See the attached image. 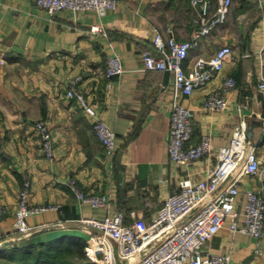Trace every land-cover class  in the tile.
Listing matches in <instances>:
<instances>
[{"label": "crops", "instance_id": "obj_1", "mask_svg": "<svg viewBox=\"0 0 264 264\" xmlns=\"http://www.w3.org/2000/svg\"><path fill=\"white\" fill-rule=\"evenodd\" d=\"M219 1L213 0L214 8ZM194 14L192 0H118V7L103 16L92 9L50 13L36 0H0V203L9 209L0 221V256L26 241L59 242L83 235L81 218L106 214L104 208L77 198L69 185L73 177L85 191L107 194L112 208H123L129 221L139 214L151 220L165 199L180 189V179L207 176L218 162V148L231 143L242 117L249 125L263 120L254 127L251 141L264 166V91L259 87L264 76V7L256 0H233L224 25L184 60L190 70L199 55L210 56L223 43L234 47L215 79L182 97L195 114L193 142L210 134L214 150L190 164L170 157L173 74L144 70L142 54L157 52V32L165 39L190 38ZM93 25L104 31H92ZM116 51L125 70L108 79L107 61ZM228 76L237 79L236 88L227 91L229 106L205 108L208 93ZM77 77L78 87L116 132L113 159L105 154L93 118L67 95ZM38 121L52 129L54 159L44 153ZM25 178L32 182L30 203L48 208L30 215L32 230L21 234L14 223ZM240 184L244 189L260 187L264 169L255 176L244 175ZM207 248L231 251V264H264V251L255 252L253 237L229 227H223Z\"/></svg>", "mask_w": 264, "mask_h": 264}, {"label": "built area", "instance_id": "obj_2", "mask_svg": "<svg viewBox=\"0 0 264 264\" xmlns=\"http://www.w3.org/2000/svg\"><path fill=\"white\" fill-rule=\"evenodd\" d=\"M36 1L50 13L92 9L103 16L109 9L118 7V0ZM256 1L264 7V0ZM213 4V0H192L195 14L191 19V37L178 40L171 35L165 39L161 32H157L153 38L157 52L147 50L142 54L144 70H169L173 74L174 99L168 149L171 159L179 164L193 163L215 148L210 134H203L198 142H193L194 110L182 101L184 95L192 94L215 79L234 53L232 44L223 43L212 55H199L190 70L184 66L191 49L227 21L233 0H220L215 8ZM91 30L104 31L99 25H93ZM124 70L123 58L116 51L108 58L105 75L111 79ZM79 80L80 77H77L72 81L67 95L76 99L93 118V129L104 146L105 154L113 159L118 150L116 132L78 87ZM236 86L234 76L226 77L221 87L208 93L203 106L211 110H225L229 106L227 91ZM259 87L264 91V76ZM35 126L46 157L54 159L56 143L52 129L45 121H38ZM248 127V120L242 117L235 126L231 143L218 148V162L207 176L198 181L191 177L180 179V189L165 199L151 220L139 214L129 221L123 208H112L107 194L89 193L79 185L77 178H71L69 185L78 199L106 210L101 218L80 219L83 229L92 237L86 247L88 256L98 264H231V251L217 253L207 248L208 242L223 227H229L235 233L250 234L254 239L255 252L262 254L264 184L245 189L240 184L244 175L255 176L264 169L257 144L248 137ZM31 188V180L25 178L19 192L14 223L21 234L32 230L28 222L30 215L48 208L30 203ZM8 213V206L0 203V221Z\"/></svg>", "mask_w": 264, "mask_h": 264}, {"label": "trees", "instance_id": "obj_3", "mask_svg": "<svg viewBox=\"0 0 264 264\" xmlns=\"http://www.w3.org/2000/svg\"><path fill=\"white\" fill-rule=\"evenodd\" d=\"M77 238V237H74ZM71 240L59 242L34 243L26 241L14 245L10 252L0 256L1 264H73L72 258L81 254ZM1 260H6L1 261Z\"/></svg>", "mask_w": 264, "mask_h": 264}, {"label": "rangeland", "instance_id": "obj_4", "mask_svg": "<svg viewBox=\"0 0 264 264\" xmlns=\"http://www.w3.org/2000/svg\"><path fill=\"white\" fill-rule=\"evenodd\" d=\"M82 233L83 235H79L77 236V238H74V236H70V237L66 236L65 239V241L71 240L72 242H74V246L76 247L77 250L82 249V251L80 250V252H82L81 254L79 255L77 254L72 258L73 264H98L95 260H93V258L88 256L87 254L86 247L88 246L89 240H91L92 237L86 231H83ZM1 261H5V263L7 262L6 260H1Z\"/></svg>", "mask_w": 264, "mask_h": 264}, {"label": "water", "instance_id": "obj_5", "mask_svg": "<svg viewBox=\"0 0 264 264\" xmlns=\"http://www.w3.org/2000/svg\"><path fill=\"white\" fill-rule=\"evenodd\" d=\"M170 71L169 70H166V77H168ZM248 113H251L250 110H247ZM262 117H264V113H262ZM263 124V120H253L252 123L249 125L248 127V131H247V134H248V137L250 140H253V135H254V127L257 126V125H261Z\"/></svg>", "mask_w": 264, "mask_h": 264}]
</instances>
